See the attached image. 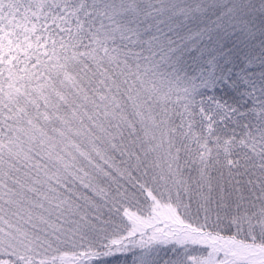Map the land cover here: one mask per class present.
<instances>
[{"label": "snow or ice", "instance_id": "snow-or-ice-1", "mask_svg": "<svg viewBox=\"0 0 264 264\" xmlns=\"http://www.w3.org/2000/svg\"><path fill=\"white\" fill-rule=\"evenodd\" d=\"M0 264H264V0H0Z\"/></svg>", "mask_w": 264, "mask_h": 264}]
</instances>
